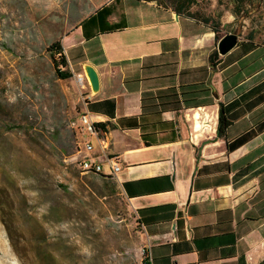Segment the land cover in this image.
<instances>
[{
  "label": "crops",
  "instance_id": "0c3cea01",
  "mask_svg": "<svg viewBox=\"0 0 264 264\" xmlns=\"http://www.w3.org/2000/svg\"><path fill=\"white\" fill-rule=\"evenodd\" d=\"M205 10L201 0H105L60 38L72 75L89 64L99 78L96 93L84 78L99 126L78 148L90 143L84 153L104 171L120 162L115 181L152 264H264V32L237 35L212 63L221 15ZM220 105L230 124L217 135Z\"/></svg>",
  "mask_w": 264,
  "mask_h": 264
},
{
  "label": "rangeland",
  "instance_id": "374dc122",
  "mask_svg": "<svg viewBox=\"0 0 264 264\" xmlns=\"http://www.w3.org/2000/svg\"><path fill=\"white\" fill-rule=\"evenodd\" d=\"M104 1L0 0V264H143L116 181L79 167L84 86L59 78L47 50ZM201 3L223 35L264 32V0Z\"/></svg>",
  "mask_w": 264,
  "mask_h": 264
},
{
  "label": "trees",
  "instance_id": "16d2710c",
  "mask_svg": "<svg viewBox=\"0 0 264 264\" xmlns=\"http://www.w3.org/2000/svg\"><path fill=\"white\" fill-rule=\"evenodd\" d=\"M239 2H244V0H239ZM214 31L216 33V37L219 38L218 29L215 28ZM47 50H48L50 57L53 61L55 72H56L57 76L61 79H67V78L71 77L72 73H71L70 69L68 68V61L66 59V55L63 53V49H62L60 40L58 39V40L53 41L48 46ZM216 57H218L217 51L213 52L210 55V57H209L210 62L214 63V58H216ZM229 124H230V121H229V119L226 118V116L224 114L223 105H220L219 113H218L217 129H216L217 135L224 134V132H225L226 128L229 126ZM98 126H99V123L94 124L95 128H97ZM248 137H249V135L246 134V135H243L242 137L234 140L232 143L228 144V149H232V148H235V147L243 144L247 140ZM92 174L100 175L104 178H109V179L115 180L113 177L106 176V175H103L100 173H92ZM138 221H139V219H138ZM143 254H144L143 264H152L151 253L146 247H144V249H143Z\"/></svg>",
  "mask_w": 264,
  "mask_h": 264
},
{
  "label": "built area",
  "instance_id": "2783aa9c",
  "mask_svg": "<svg viewBox=\"0 0 264 264\" xmlns=\"http://www.w3.org/2000/svg\"><path fill=\"white\" fill-rule=\"evenodd\" d=\"M69 69L72 71V68L70 66ZM74 76L77 78L79 84L84 86V76L82 74H77ZM84 104L86 105V99L84 101ZM94 124L95 122L91 119V116L85 108V110H83V112L79 115L77 122L74 123V129L76 130L78 135H91L95 133L96 128L94 127ZM92 149L93 146L90 143L83 142V148L80 147V149H78V152L83 154L84 152H91ZM107 164L108 171H104L102 163H100L94 157L86 156L85 153L83 154V158L79 161V167L82 173H100L106 176L113 177L115 179L117 172L121 168L120 162L115 157H111L107 159Z\"/></svg>",
  "mask_w": 264,
  "mask_h": 264
},
{
  "label": "water",
  "instance_id": "95a60500",
  "mask_svg": "<svg viewBox=\"0 0 264 264\" xmlns=\"http://www.w3.org/2000/svg\"><path fill=\"white\" fill-rule=\"evenodd\" d=\"M238 43V36L236 33H226L217 43V52L219 55H225L231 51ZM84 78L88 83L92 93H96L99 88V78L96 69L89 65H83Z\"/></svg>",
  "mask_w": 264,
  "mask_h": 264
}]
</instances>
